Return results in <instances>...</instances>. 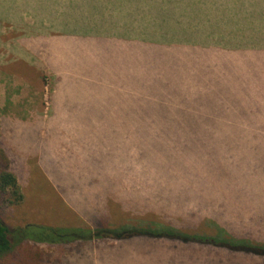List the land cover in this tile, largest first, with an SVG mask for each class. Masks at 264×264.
Returning a JSON list of instances; mask_svg holds the SVG:
<instances>
[{"label": "rangeland", "instance_id": "374dc122", "mask_svg": "<svg viewBox=\"0 0 264 264\" xmlns=\"http://www.w3.org/2000/svg\"><path fill=\"white\" fill-rule=\"evenodd\" d=\"M53 66L67 67L65 86L45 107ZM81 77L123 85V139L102 151L83 130L114 92ZM41 130L58 132L56 147L37 143ZM0 151L22 194H0L9 229H143L19 238L0 264H264L170 236L221 228L264 242V0H0Z\"/></svg>", "mask_w": 264, "mask_h": 264}, {"label": "trees", "instance_id": "16d2710c", "mask_svg": "<svg viewBox=\"0 0 264 264\" xmlns=\"http://www.w3.org/2000/svg\"><path fill=\"white\" fill-rule=\"evenodd\" d=\"M177 1V0H174ZM197 1L202 0H190L191 6L194 8V4ZM261 12V10H260ZM177 38V37H176ZM164 99V98H160ZM167 100V99H166ZM178 105L175 107L169 106L170 109L180 110L185 109L182 108V105L178 101H176ZM0 194L2 198V202L7 205H15L18 204L22 199V194L19 190L18 183L15 179V176L9 171L7 164L5 162V157L0 151ZM32 227L34 229H38L37 233L27 234L25 229L27 227ZM77 230V234H63V231H66V228L62 227H52V226H43V225H34V224H25L23 227L9 229L5 224L0 221V254L7 251L12 244V241H16L19 238H29L35 242H45L47 244L50 243H60V242H68L75 239H97L104 237L111 238H121L123 235L132 234L133 232H140L143 229L131 228V229H112L111 228H81L75 227ZM216 228V227H215ZM73 230V228H70ZM133 229V230H132ZM68 232V231H67ZM154 235H157L154 233ZM70 236V237H69ZM178 241H192L194 243H205L210 246H214L217 248H223L233 251H243L250 250L253 251L254 254L263 255L264 254V242L262 243H254L250 240H244L242 238H235L231 235H228L223 229L216 228L212 234H197V233H186L181 230L176 232L174 235H170ZM168 237V236H166Z\"/></svg>", "mask_w": 264, "mask_h": 264}, {"label": "crops", "instance_id": "0c3cea01", "mask_svg": "<svg viewBox=\"0 0 264 264\" xmlns=\"http://www.w3.org/2000/svg\"><path fill=\"white\" fill-rule=\"evenodd\" d=\"M115 39H119V38H115ZM53 69H55V77H57L55 79V82L52 83V88L50 90V93L47 94V98H45V107H47L48 105H52V102H54V100L52 99V97H56L59 98L60 97V89L65 86V81L62 79L61 74L64 73V71L66 72L65 68L67 67H56L53 66ZM64 68V69H63ZM73 76V75H72ZM64 77V76H63ZM71 77V76H68ZM83 78V80L85 81H90V82H94L97 85L101 86L102 89L105 92H114L113 94H109L108 99H105L103 96V93H101L98 96V102L96 103V107L94 110V115H98L101 116L102 119H100L97 122H94V125L91 126L93 127V130H89L87 128L82 127L80 124H77L76 126H80L81 129H85L83 130L86 133H89L92 131V136L94 138V144H96V146L99 144L98 142H106L108 140H116V139H123V85L119 82V83H113L108 79L105 78H98L100 80H95V79H90L88 77H81ZM121 93V94H119ZM17 98V97H16ZM107 100V101H106ZM57 110L56 114L54 115V117H63L65 114L64 109H60ZM75 110H79V108H76ZM45 116V115H43ZM80 116V114L77 113L78 117ZM46 117V116H45ZM8 121V125H11L10 123V119L7 120ZM89 126V128H91ZM7 128V127H5ZM4 131H18V129H13L12 125H11V129H3ZM77 130H72L70 132H75ZM40 133H38V141L37 143L42 140H44L45 138H50L51 140H53V146L56 145L55 141H56V133H58L56 130H52V131H44L41 130L39 131ZM74 138H67V141L73 140ZM55 143V145H54ZM57 146V145H56ZM55 146V147H56ZM97 148H99L101 151L106 149V146H101L99 144V147L97 146ZM98 154V152H97ZM110 158L113 159H123L122 157V151H121V147L118 146V144H114L113 146V153L109 155ZM44 167V166H43Z\"/></svg>", "mask_w": 264, "mask_h": 264}]
</instances>
